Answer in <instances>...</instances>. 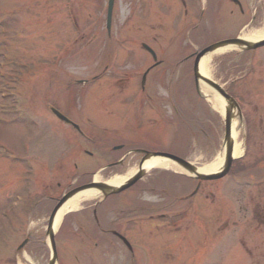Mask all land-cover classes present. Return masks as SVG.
I'll return each mask as SVG.
<instances>
[{
	"label": "rangeland",
	"instance_id": "374dc122",
	"mask_svg": "<svg viewBox=\"0 0 264 264\" xmlns=\"http://www.w3.org/2000/svg\"><path fill=\"white\" fill-rule=\"evenodd\" d=\"M106 1L0 0V62L4 58L8 59V63L6 62L3 68L0 66L3 72V75H0V264H48L50 253L44 239L53 198L63 193L70 185L84 180L87 175L85 172L96 171L106 165V162L99 157L96 148L86 147L78 135L57 121L48 111L50 102H61L68 94L69 81H92L93 77L102 72L104 62L102 63L100 38L92 46L88 47L87 43L94 38L96 32L102 31L103 22L100 21L102 19L100 15L103 13L102 8L106 7ZM130 1L116 0L117 24L125 18L123 13H128ZM255 8L258 9V20L255 25L257 28L263 26L260 18L261 0H251V6L247 8L245 15L241 17L238 10L236 11L231 28L233 35L239 34L243 25L249 22L250 13H254ZM71 9L78 20L80 27L78 31L72 24ZM168 22L169 19L166 23L162 22L165 29L163 31V28L158 27L157 35L165 36L164 32L170 27ZM141 24L136 28L138 31L148 29ZM114 27L116 29V26ZM237 53L239 56H236L237 65L234 70L236 81L233 80L229 87L240 102L248 126H251L247 128L248 150L245 158L241 159L242 163L249 165L255 159L264 157V49L250 55ZM14 61L18 64H13ZM22 65H31L30 70L23 74L21 81H10L11 76ZM123 71L129 70L120 69L118 72ZM211 76L215 80H220L228 75L223 69L214 68ZM97 81L99 82H92L89 85L90 89L95 86L96 89L101 88L107 93L115 94L119 91L114 89L115 92L109 87L111 83L108 77ZM188 85L191 89V81H188ZM10 86L18 87L10 89L8 88ZM74 89L78 94L74 118L78 120L80 116L84 124L85 118L81 113L84 102L78 99L80 92L84 93V91L78 85L74 86ZM4 91H7V94H3ZM119 99L123 101L120 112H114L110 107L109 110L115 115L122 114V118L105 120L106 112L103 113V110H106V107L104 105V108L102 107L101 101L92 102L86 110L101 120L100 125L107 123L116 126L121 138L113 134V139L131 141L133 138L131 133L134 131L130 129L139 127L142 130H155L151 134H157L164 145L167 142L172 143L176 129L168 124H160L155 128L146 123L137 124L138 118L143 116V111L140 113L136 106L138 103ZM15 101L18 103L15 104ZM187 101H197L196 95L189 92ZM147 116L149 121L150 116ZM187 116L188 124L187 129L185 128L187 132L184 130L189 138L188 141L187 137H184V144L188 145L187 157L197 165L204 166L219 153L215 151L216 133H219L216 119L212 120L215 129L212 132L206 131L207 134L202 135V132L199 134L198 131V118L201 116L197 118L189 113ZM200 119L205 124V118ZM33 121L37 126L33 125ZM243 124L240 140L246 145L245 121ZM193 130L194 132L191 133ZM202 130L205 131L203 127L200 128V131ZM103 134L105 135L106 132ZM151 134L135 138L143 143H156L151 141L153 139ZM112 138L109 137L110 140H113ZM169 145L165 147L166 150L175 151L179 155L185 154L186 148L174 150L169 149ZM4 149L9 150L16 157H23L22 160L16 158L13 161L7 154L1 152ZM84 150L93 153L95 157L82 153ZM156 171L146 176L136 189L121 195L123 200L121 202L126 210L123 218L128 221V229L134 240L155 255L169 253L170 249L167 245H175V250L169 254L176 256L174 259L178 260V263L181 259H190L188 256L195 258L199 256V260L202 258L205 260L212 258L213 254L216 258L218 254L221 259L225 258L221 264H232L228 255H224L227 254L225 250L219 248V244L228 242H231V248L237 250L238 255L244 253L237 242L238 233L232 223L234 186L229 176L217 182L206 183L200 193L202 196L195 198L193 205L189 207V201L178 199L170 205L167 199L166 193L170 190L166 191L164 188L169 185L172 177L166 172L177 173V171L163 168ZM188 186V188L182 187L178 182L171 190L174 195L181 198L186 192H190L191 184ZM262 190L264 192L263 188ZM245 192L259 196L258 198L262 196L260 187L256 186L246 188ZM18 196L22 198V202L14 207L13 203ZM262 197L264 198V195ZM166 204L170 207H165ZM85 206L86 204L83 205ZM148 210H151L150 213ZM149 216H154V219L149 220ZM161 216L166 217L159 218ZM135 219L139 220L138 225ZM228 221H231L229 225L223 226V223ZM168 222L173 224H166ZM137 226L138 232L134 233ZM185 227L193 232L190 233L191 238L181 233L173 234L160 230L174 232ZM203 228L205 239H200L199 244L196 236L202 234ZM69 232L70 225L63 234L61 231L58 232L57 237V246L64 264H67L65 262H68L70 253L79 250V245H76L73 240L75 238L70 237ZM233 234L234 239H232ZM27 235L30 237L28 246L23 253L17 254V247ZM217 238L221 241L219 244H217L218 240L216 242ZM251 241L260 242L264 251L263 234L254 232ZM75 246L77 247L74 248ZM14 260L16 263L13 262Z\"/></svg>",
	"mask_w": 264,
	"mask_h": 264
},
{
	"label": "flooded vegetation",
	"instance_id": "af4514ba",
	"mask_svg": "<svg viewBox=\"0 0 264 264\" xmlns=\"http://www.w3.org/2000/svg\"><path fill=\"white\" fill-rule=\"evenodd\" d=\"M242 2V0H131L128 3V13H123L125 18L118 24L117 21L115 22L116 29L113 21L112 30L107 32L106 42L102 45L103 73L109 74L110 81L120 85L126 83L127 90L132 91V96H138L145 102L153 103L163 97L157 86H162L161 80H165L168 76V88L165 95L168 98L172 97L176 84L174 81H182V83L187 81L189 71L193 68L200 51L214 43L232 38L231 28L236 6L244 14ZM129 12H134L133 30H126L124 25L130 17ZM167 19H169L170 27L164 33L169 43L163 45L157 37L163 38L164 35H157L156 31L158 27L163 28L164 31L165 26L162 22L166 23ZM262 20L264 22V8H262ZM140 24L147 26L149 31H142L143 33L136 31L135 28ZM141 38L151 44L156 58L143 45L142 52L137 50L135 43ZM118 40L121 46L115 44ZM109 41L110 45H108ZM90 43L92 44V41ZM120 69L129 71L118 72ZM175 70L180 71L179 79L173 77ZM147 72V78L142 84ZM176 97L171 98L170 102ZM124 147L125 145H122V148ZM247 205L246 210L250 209L259 216L258 228H262L264 226L263 200L250 197ZM99 209V207L95 208L92 211V217L88 219L95 228L92 227L88 231L84 226H80L86 237L76 238V244L93 251L99 250L100 253L88 254L85 260H78L76 256L77 264H155L154 259H140L135 248L125 247L120 238L112 232L111 227L114 225L119 227L120 224L115 207H104L101 212L103 218L99 217ZM244 245L247 248V244ZM256 246L259 247V245ZM246 251L245 261L251 264L264 263V253H257L261 249L253 248Z\"/></svg>",
	"mask_w": 264,
	"mask_h": 264
},
{
	"label": "bare ground",
	"instance_id": "6f19581e",
	"mask_svg": "<svg viewBox=\"0 0 264 264\" xmlns=\"http://www.w3.org/2000/svg\"><path fill=\"white\" fill-rule=\"evenodd\" d=\"M263 37H264V30H257V31H253V32L246 34L245 37L243 38V40L252 43L255 41H259ZM240 48H241L240 46H231L230 45V46H226L225 48L220 49L216 53H223V52L236 50V49H240ZM210 61H211V56H207L204 59H202L200 68H201V73L204 76L210 75ZM202 93L208 99V101L212 103L214 109L217 110L218 112H220L222 115H224L225 112L230 108V105L228 102L223 100L216 92L214 93L207 86H202ZM232 132H233L234 140L236 141L234 156L239 157L243 153V147H242L241 143L238 141L240 138V124H239V121L237 119L234 121ZM223 161H224V152L222 151V153L215 159V161L211 165L205 166V168L203 170H201V172L202 173H214V172H216L222 168ZM158 168L173 169L176 171L181 170L178 166H176L171 161H168V160L160 158V157L151 158L144 164L145 172L150 171V170H154V169H158ZM135 170H136V167H132L127 171V173L124 176L114 178V179L110 180V182L112 184H120V183L124 182L125 180H127L135 172ZM98 195H99V193L97 191L88 190V191L82 192V193L76 195L75 197H73L72 199H70L63 206V208L59 211V214H58V216L56 218V222H55L56 223L55 229L57 230L59 228L64 216L67 213L79 209L80 206L84 202L93 200V199L97 198Z\"/></svg>",
	"mask_w": 264,
	"mask_h": 264
},
{
	"label": "water",
	"instance_id": "95a60500",
	"mask_svg": "<svg viewBox=\"0 0 264 264\" xmlns=\"http://www.w3.org/2000/svg\"><path fill=\"white\" fill-rule=\"evenodd\" d=\"M229 43L230 44H246L248 46V48H250V49H254V48H257V47H260V46H263L264 45V41L259 42V43H256L254 45H251V44L245 43L243 40L237 39V40H231V41H226V42L217 44L214 47L210 48L209 50H213L214 48H218V47H220L222 45L229 44ZM205 52H207V51H205ZM205 52L202 53V55L205 54ZM197 78H201L208 85H210L211 87H213L214 89H216L224 98H226L227 100L230 101L231 108L232 109L236 108L240 112V108H239L238 104L235 102V100L232 99L231 97H229L222 90V88L220 86H218L216 83H214V82H212V81H210V80H208V79L200 76L199 73H197ZM55 113H56V115L58 117L63 118V119H66L60 113H58V112H55ZM232 119H233V113H232L231 110H229L227 112V116H226V139H225V146H226V167H225L223 173L218 174V175H208V176H203V175L198 174V177L199 178H201V179H217V178L223 177L226 174V172L228 171V169H229V167L231 165L232 159H233V142H232V139H231ZM153 155H155V156H160L161 155V156L169 157V158L175 160L178 164H180L181 166H183L185 169L189 170L190 172L196 173V168H194V166H192L190 163H188V162H186L184 160H181V159H179L177 157H174V156H171V155H167V154H153ZM150 156L151 155L148 154L146 158H148ZM144 174L145 173H144L143 170L140 171L137 176H135L126 185H124V186H122L120 188L110 187V186H107L105 184H93V185H89V186H85V187H81L79 189H76V190L72 191L71 193H69L68 195H66L60 201V203L58 204V206L55 208V210L52 213L51 219H50V224H49V229H48V235L50 237L51 245H52V248H53V258H52L50 264H56L57 259H58V255H57V251H56V244H55V233H54V227H53L54 226V221H55V218H56L59 210L62 208V206H64V204L71 197H73L78 192H80L82 190H85L87 188H98L101 191H103L105 195H108V194H111V193H118V192H121L122 190H125V189L129 188L130 186H132L135 182H137L139 179H141L144 176Z\"/></svg>",
	"mask_w": 264,
	"mask_h": 264
}]
</instances>
